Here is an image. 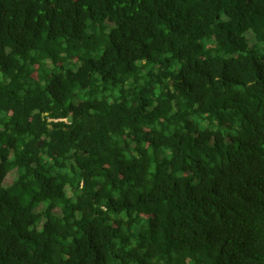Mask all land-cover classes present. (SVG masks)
I'll use <instances>...</instances> for the list:
<instances>
[{"label":"trees","instance_id":"1","mask_svg":"<svg viewBox=\"0 0 264 264\" xmlns=\"http://www.w3.org/2000/svg\"><path fill=\"white\" fill-rule=\"evenodd\" d=\"M0 264H264V0H0Z\"/></svg>","mask_w":264,"mask_h":264}]
</instances>
